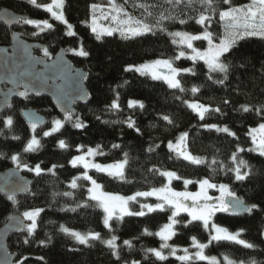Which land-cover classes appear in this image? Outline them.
Here are the masks:
<instances>
[{"label": "trees", "instance_id": "16d2710c", "mask_svg": "<svg viewBox=\"0 0 264 264\" xmlns=\"http://www.w3.org/2000/svg\"><path fill=\"white\" fill-rule=\"evenodd\" d=\"M103 1L65 0L63 12L76 33L71 37L65 34L66 26L53 19H50L53 27L44 31L25 23L12 29L0 23V45L8 44L12 30L17 29L24 38L43 42L50 55L59 47H64L73 63L88 72L85 83L90 91V100L86 104H77L76 114H68L71 119L63 121V127L49 136H44L43 132L51 127L54 119H61V115L56 114L46 96H20L0 112V153L3 154L0 155V170L17 166L10 157L18 154L20 166L17 167L32 179L30 191L14 196V199L0 192V226L13 214H22L32 208L43 209L36 218L37 226L31 236L25 229L8 236L6 244L14 254V264L25 256L28 259L24 264H120L134 260H139L140 264H210L207 260L198 259L181 261L171 255L160 260L147 251L160 248L162 244V239L155 233L169 220L173 211L169 205L162 211H144V216L124 215L120 220L112 217L110 228L104 226L102 209L88 197L89 182L81 176L82 167L78 163L75 167L69 163L78 155V146L96 148L97 145L103 155L97 154L96 160L103 163L124 160V153L128 154L123 179L91 170L95 180L105 190L128 194L160 186L165 182L161 171L171 169L180 177L170 181L177 190L181 191L185 179L192 181L188 186L195 189L196 180L207 178L212 183L226 184L249 207L257 205L250 213L217 212L211 217L213 222L228 230H239L243 240L256 245L254 249L229 240L210 242L211 231L201 221L189 219L186 213L181 212L175 217V234L169 243L180 247L178 252H182L181 247L195 250L194 237L198 243L207 245L205 255L216 257L219 264H226V257L234 264H250L251 260L264 264V157L255 151H248L252 148L249 129L264 123V117L255 111L241 110L244 104L264 105V81L259 79L261 62H264V39L246 37L238 42L231 54L221 58L230 65L228 79L224 80V73L209 72L203 60L175 59L180 47L173 43L170 33H199L205 30V26L196 23L203 11L199 3L190 4L189 0H184L176 6L169 0H116L130 14L152 26L153 31L128 38L113 33L97 40L88 26L89 18L91 5ZM248 1L231 0V6L246 5ZM2 6L26 14L28 19H48V13L43 8L26 0H0ZM215 7L214 12L209 10L204 14L212 17L206 24L207 29L219 37L225 26L219 11L226 10L228 5L216 0ZM162 15L174 18L161 20ZM179 19H184L186 23L180 24ZM80 48L88 55L82 57L69 51ZM163 57L173 60L178 67L191 69L178 75V88H170L163 81L135 70L125 71L131 64ZM241 64L247 66L242 68ZM217 80H224V83H215ZM193 87L198 91L193 93ZM113 99H117V109L109 107ZM131 99L139 103L130 108ZM225 100L229 103L225 104ZM187 101H198L209 111L201 119L188 107ZM26 107L37 108L46 116L45 122L33 129V124H28L21 116L22 109ZM217 108L220 111H215ZM165 115L172 123L163 119ZM8 117H11L12 124L6 126L4 121ZM77 118L85 127H73ZM129 118L134 121L135 127H128L126 121ZM204 124L220 128L227 126L235 136L215 128L205 129L202 127ZM184 132L188 133L185 150L201 158V163H191L169 151L167 143ZM32 135L38 137L39 147L25 152ZM61 140L67 147H58ZM114 144L120 147L113 148ZM238 146L244 150L237 153ZM234 153L238 159L248 162L254 175L250 174L243 181L235 180L234 172L228 171L236 167L232 161ZM37 164L44 169L40 175L29 170ZM53 165L56 167L53 168ZM241 171L249 169L242 168ZM75 177L80 179L76 181L77 187L72 188L70 185ZM130 208L133 212L140 211L137 201L131 202ZM61 226L99 233L100 239L80 244L73 236L61 231ZM112 236L117 238L119 259L101 242ZM25 239L29 241L27 244ZM125 240L131 242V247L124 244ZM40 241L45 243L40 244ZM38 257H43V260Z\"/></svg>", "mask_w": 264, "mask_h": 264}, {"label": "snow or ice", "instance_id": "6c2138e0", "mask_svg": "<svg viewBox=\"0 0 264 264\" xmlns=\"http://www.w3.org/2000/svg\"><path fill=\"white\" fill-rule=\"evenodd\" d=\"M27 3L31 5H36V0H26ZM184 0H169V3H172L176 6H179L182 4ZM190 4L199 3L203 11L200 13L199 17L196 19V23L200 24L202 26H205V30L201 34H189L186 32H174L170 33V35L174 38L173 43H177L180 45H186L188 49L192 50L193 55L190 57H187L189 59H192L193 61H196L197 59L203 60L204 63L207 65L209 72H221L224 73V80L228 79L227 73L229 72V64H226L222 61V57L225 56V54H231L233 49L236 48L238 45V42L240 40L245 39L246 37H259L261 39H264V0H252L250 4L243 5L241 7H233L231 6V0H222V3L224 5H228L226 10L219 11V17L221 21L227 20L229 21V28L230 29H236V28H242V31L239 32H233L230 31L226 38H221L219 40V43H214V37L213 34L208 31L206 24L210 23L212 17L210 15H205V12H208L209 10L215 11L216 10V0H189ZM65 5V0H52V3L47 5H36V7H42L44 11L51 14V17L60 23L64 24L66 26V35L71 37L76 35V33L73 30V25L69 23L64 15L63 8ZM98 6L93 4L91 5V8L94 10ZM113 11L120 12L122 9H118L116 5L113 3L112 5ZM107 18V17H105ZM174 18L171 16H161V20ZM113 20H116V17H113ZM23 23L27 25H33L40 28V31H44L45 29H50L53 26L47 21H38L35 19H24ZM159 23V21H158ZM180 24L186 23L184 19H179ZM91 29V32L95 34V38L97 40H100L102 36L107 35L111 36L113 32L120 31L121 35L125 38H128L130 36H139L148 32L153 31V27L140 23L139 21L136 22V26H128V27H122V28H110V27H104L100 26L98 28L97 26V18L93 16L91 18V23L88 25ZM179 38L178 40L175 38ZM194 40H206L208 41L209 47L205 51L201 52L200 50L193 47L192 41ZM69 51H72L74 54L85 57L88 55V52L84 51L83 48L77 49H69ZM43 54L45 57H49V52L47 49L43 50ZM186 53L184 51H180L178 55L175 57V59H180L181 57H185ZM38 63H44V61H37ZM166 67L168 69V73L163 76L156 75V70L159 67ZM247 65L241 64L240 67H246ZM46 69L51 70L52 72L60 71L64 73L65 78H67V72L66 69L62 68L61 65L58 62H54L51 65H45ZM135 70L138 72H141V74H151L153 79H163L170 88H178L179 81H177L176 76L179 72L184 71L188 72L191 71V69H177L172 66V63L170 60H154L150 63L142 64L139 66L129 65L125 68V71H131ZM27 73H21V76L26 75ZM211 79V76L209 77ZM52 80L53 83H55L54 79L52 77H47L43 73H36L34 74V81L32 83H39L41 85H47L49 83V80ZM259 79L261 81H264V62H261L260 66V74ZM224 80H217L215 83L223 84ZM127 83V82H125ZM25 91L19 92V95L21 97H27L28 91L31 90V83H21V85ZM183 90V89H182ZM115 91V90H113ZM193 93L197 92L198 89L196 87H193L191 89ZM81 94H83V90L80 89ZM39 94V93H37ZM264 94V92H262ZM118 99V97H117ZM117 99H113L110 108L111 109H117L119 107L117 103ZM139 103L138 101H129V107H133L135 104ZM225 104L229 103L228 100L224 101ZM140 107L143 108V104H140ZM188 107L191 108L193 111L197 112V114L201 117V119L204 118L205 112L209 111V109L200 103H188ZM241 110L244 112H250L255 111L257 115H260L264 117V105L259 106H250L248 104L241 105ZM215 111H220L219 108L215 109ZM66 120H70L71 116L66 115ZM163 119L165 121H168L169 123H172L171 120H169V117L167 115L163 116ZM128 127L132 128L135 127L134 121L129 118L127 121ZM6 126H9L12 124L11 117H8L4 121ZM53 127L51 131L44 132V136H49L52 133L58 131L61 127H63V123L59 119L53 120ZM104 123H108V121H104ZM36 125L33 124L32 128L35 129ZM73 127L75 128H83L85 127L84 123L77 118L76 122L73 124ZM205 129H212L215 128L217 131H222L225 133H228L230 136H235V133L231 132L230 129L227 126H224L222 128L216 126V125H208L204 124L202 125ZM258 134V135H257ZM248 135L251 136L252 142L255 145V148H250L248 151H255L260 156L264 157V123H260L258 125V128H250ZM188 137V133L184 132L181 133L180 136L177 138V144L176 146L173 145V143L170 141L168 143V149L169 151H175L176 148H180L181 150L177 152L178 156H182L185 160L190 161L194 164H199L202 162V159L199 157H194L190 153H187V151L183 148V145L186 142V139ZM14 139H18V137H14ZM39 140L33 136V138L27 143V145L24 148L25 152L28 151H34L37 147H39ZM58 147L65 148L67 145L63 140L58 142ZM82 146H78L79 148ZM99 145H97L96 149L89 148L87 155L88 156H95L97 154L103 155L102 152H99ZM120 145L114 144L113 148H118ZM156 147H159L157 145ZM152 150L151 148L149 149ZM244 149L237 147V153L240 151H243ZM0 155H3L0 153ZM125 159L122 161H117L113 164L108 165H101L97 163L89 164L88 162H85L84 156L79 155L73 157L69 163L75 167L78 162H83L85 169L88 167L95 168L97 172H106L109 176H112L114 178H124V168L125 165L128 162V154L124 153ZM11 160L17 164V166H20V157L18 154H13L11 157ZM232 161L234 164H236V167L229 168L228 171L234 172L235 180L236 181H243L247 177H249L250 174L254 175L255 173L251 172V166L248 164L247 161L244 159H238L236 153L232 156ZM24 167H28V165H24ZM56 167L53 165V168ZM242 168H248L249 171L242 172ZM31 171H34L37 175H40L44 169L40 167L39 164L35 166L34 169H29ZM49 172L52 171V169H48ZM161 175L169 178V179H180L176 175V173L171 171H164L161 173ZM80 179V177L73 178L71 182V187L76 188L77 183L76 181ZM83 179L89 180L91 183V187L87 189L89 193V199L91 201L96 202V206L103 209L105 216L103 219L104 226L106 228H110L109 220L113 217V215H116L118 212L119 215L116 216L117 220L122 219L124 215H135V216H144L145 212L143 209H147L149 212H152L156 209H160L161 211L163 209L162 204H157L155 206L151 204H142L141 205V211L138 212H130L128 210V203L129 201H135L137 197H149L153 195H157L158 199L166 201V203L174 209L172 211L171 216L169 217V223L165 224L162 229L155 233V235L159 236L163 241H167L171 238L172 235H174L173 225L177 223V221L174 219L181 211L187 212L188 215L192 218L194 221H201L203 225L207 228V226L210 223L211 217H213L217 212H228L230 208H239L241 206V200L235 196V193L229 190L228 186L225 184H215L210 182L209 179H201L198 181L200 186V191L196 193H189V192H176L172 190L171 188L165 186L160 189H153L151 191H137L131 196L123 197V196H117L112 195L108 193H103L100 191V185L97 184L96 180L92 179L90 176L87 175L85 172L83 174ZM22 183V182H21ZM189 183H192V181L185 179L184 184L188 185ZM220 191L221 195L219 197H211L207 194L208 189H217ZM163 193V195H160ZM65 195H70V193H65ZM225 195L233 197V200L231 203H228L225 201L224 197ZM9 199H14V196L9 195ZM215 199V203H208V201H211ZM191 200L192 205L189 206L185 203V201ZM203 201V203H201ZM258 206L253 204L248 208H245V211L251 212L252 209L257 208ZM76 209H72V211H75ZM43 211V209L36 208L30 211H25L23 213V216L32 221L30 225L27 227V231L29 236L32 235L34 230L36 229V218L40 215V213ZM212 231L215 233L214 235L210 236V242L211 241H220V240H229L233 241L235 243H238L242 245L244 248L247 249H254L256 245L249 243L245 240L239 239L240 232L236 233H230L228 229L224 227H220L214 223L211 225ZM61 231L70 234L73 236L78 243L80 244H87L89 239H100L99 233L95 232H89L87 234H81L80 232L76 231H70L69 229L61 226ZM116 237L112 236L108 240H102L101 242L104 243L108 248L112 250V254L116 256L117 259H119L118 252L116 251L117 245L115 243ZM29 241L27 239L24 240V243L27 244ZM44 241H40V244H44ZM124 244L131 247V242L125 240ZM193 244L199 249L195 253V258L198 260H208L210 264H219L217 259L215 257H207L203 254V249L207 247L206 244H200L198 243L195 238L193 237ZM161 249L169 247L167 243L161 244ZM148 252L153 253L158 259L164 260L166 257L162 254L161 250L156 249H148ZM175 249H172V254L175 253ZM187 253V250H184ZM190 257L186 254L183 256H179L178 259L181 261H186ZM28 257H22V259L17 262V264H24V261L27 260ZM38 259L43 260V257H38ZM226 264H234L233 261L229 260L227 257L225 258ZM132 264H138V262L133 261ZM250 264H257L255 260H251Z\"/></svg>", "mask_w": 264, "mask_h": 264}, {"label": "water", "instance_id": "95a60500", "mask_svg": "<svg viewBox=\"0 0 264 264\" xmlns=\"http://www.w3.org/2000/svg\"><path fill=\"white\" fill-rule=\"evenodd\" d=\"M28 16L24 13L12 10L7 6L0 7V23L9 29L15 28L23 23ZM8 44L0 45V112L8 107L13 99L20 97L19 92L25 91L21 83H31V90L28 94L33 97L46 96L50 99L56 114L61 116L76 114L77 104H86L90 100V91L85 80L88 72L82 66L73 63L64 47H59L53 55L45 57L42 52L45 48L43 42L28 40L21 36L20 31L13 29ZM37 61H44L38 63ZM58 62L66 69L67 78L59 70L55 73L46 69L45 65ZM21 73H27L21 76ZM43 73L52 77L47 85L32 83L34 74ZM80 89L83 90L81 94ZM39 93V94H37ZM22 118L29 124L39 125L45 122L46 116L38 112L35 107H26L21 111ZM22 182V183H21ZM32 179L25 175L17 166H10L0 170V192L5 196H19L30 191ZM239 208H230L228 212L242 213L249 206L242 198ZM233 197H225V201L231 203ZM26 219L22 214L11 215L0 226V264H14V254L11 253L7 238L10 234L25 229Z\"/></svg>", "mask_w": 264, "mask_h": 264}, {"label": "rangeland", "instance_id": "374dc122", "mask_svg": "<svg viewBox=\"0 0 264 264\" xmlns=\"http://www.w3.org/2000/svg\"><path fill=\"white\" fill-rule=\"evenodd\" d=\"M251 2H252V0H249L246 4H250ZM50 3H52V0L39 1V2L36 0V5H47V4H50ZM113 3L116 5V7H117L118 9H122V11H120V12H115V11H113V7H112ZM243 5H245V4H241V5L236 6V7H241V6H243ZM97 6H98V7H97L96 9H94V10L91 8V15H90V18H89V24L91 23V18H92L93 16H95V17L97 18V26H98V28H99L100 26L110 27V28H117V29L122 28V27H128V26L135 27L137 21H139L140 23H144V24H145V22H144L142 19L137 18V17H135L134 15L130 14V12L127 11V10H126L121 4H118V2H116V0H104L103 2L97 4ZM41 8H42V7H41ZM47 13H48V12H47ZM105 17H107V18H105ZM113 17H116V20H113ZM50 19H53V18L51 17V14L48 13V19H45V20H47V21L50 23ZM36 20H38V19H36ZM53 20H55V19H53ZM38 21H44V20H38ZM56 21H57V20H56ZM224 25H225V26H224V29H223V31L221 32V34H220L219 37L216 36L214 33H212L210 30H208V31H210V32L213 34V37H214V43H217V44H218V43H219V40H220L221 38H226L227 35H228V33H229L230 31H233V32H239V31H242V30H243L242 28L230 29V28H229V21H227V20H225V24H224ZM38 30H40V28H39ZM176 32H177V31H176ZM203 32H204V31L199 32V33H191V32H186V33H189V34H193V35H195V34H201V33H203ZM113 33H117V34H119V36H122L119 30H118V31H115V32H113ZM173 33H174V32H173ZM172 38H173V37H172ZM173 39H174V38H173ZM175 39L178 40L179 38L177 37V38H175ZM199 41H203L204 43H203V44L198 43ZM192 43H193V47L196 48V49H198V50H200L201 52L205 51V50L208 49V47H209L208 41H206V40H194V41H192ZM175 44H177V43H175ZM177 45L180 47L179 50L177 51V55H178V53H179L180 51H184V52L186 53L185 57H190V56L193 55L192 50H191V49H188V48L186 47V45H180V44H177ZM40 54H43V51L40 52ZM177 55H176V56H177ZM157 59H160V60H170L171 63H172V66H173L174 68H177V69H187V68H183V67H178L177 65H175V63H174L173 60H171V59H169V58H164V57H163V58L150 59V60L144 61V62H142V63L131 64V65L139 66V65H142V64L150 63V62H152V61H154V60H157ZM137 72H138V71H137ZM181 72H184V71H181ZM181 72H179V73L177 74V76H176L177 81H179V76H178V75H179ZM140 73H141V72H140ZM167 73H168V69H167L166 67H163V66L159 67V68L156 70V75H158V76H163V75H165V74H167ZM146 75H148V76H150V77L152 78V75H151V74H146ZM152 79H153V78H152ZM156 80H161V81L164 82V84L166 83L163 79H156ZM166 84H167V83H166ZM167 85H168V84H167ZM168 87H169V86H168ZM131 100H132V99H131ZM133 101H137V100H133ZM138 102H139V101H138ZM187 103H194V102L187 101ZM195 103H200V102L195 101ZM200 104H202V103H200ZM203 105H204V104H203ZM60 117H61V119H62V123H63V121L66 120V119H65L66 115H64V116H60ZM61 119H59V120H61ZM258 125H259V124H258ZM258 125H257L256 127H253V128H258ZM52 127H53V123H51V127L48 128V129H46L44 132H46V131H49V132H50L51 129H52ZM44 132H43V135H44ZM257 135H258V134H257ZM33 136H35L36 139L38 138L36 135H32V138H33ZM32 138H31V139H32ZM37 140H38V139H37ZM169 142H170V141H169ZM169 142H168V143H169ZM171 142L173 143L174 146H176V144H177V139L174 140V141H171ZM168 143H167V146H168ZM89 148L96 149L95 147H80V148H79L80 151H79V153H78L77 156H79V155H83V156H84V160H85V162H88L89 164L97 163V164H101V165H108V164H113V163H115V162H111V163H103V162H100V161L96 160V155H95V156H88V155H87V152H88V149H89ZM183 148H184V145H183ZM252 148H255V145L253 144V142H252ZM184 149H185V148H184ZM180 150H181L180 148H176V150L173 151V152L177 153V152L180 151ZM180 157H182V156H180ZM194 157H196V156H194ZM118 161H122V160H118ZM116 162H117V161H116ZM78 164H79V166L82 167V172H81V176H82V177H83V174L86 172L88 176H90L92 179L95 180V178H94V176H93V174H92V172H91V170H96L95 168L88 167L87 169H85L83 162H78ZM164 171H171V172H174V171L171 170V169H165V170H162L161 172H164ZM104 173H106V172H104ZM174 173H175V172H174ZM164 177H165V176H164ZM173 179H174V178H173ZM173 179H169V178L165 177V182H163L162 185H160V186H156V187H152V188H148V189H145V190H140V191H151V190H153V189H160V188H163V187L167 186V187L171 188L172 190H174V191H176V192H189V193H196V192L200 191V186H199L198 181L201 180V179H205V178H201V179H199V180H196V188H195V189H194V188H190V187L188 186L190 183H189L188 185L183 184V187H182L181 191H180V190H177V189H175V188H173L172 183L170 182V181H172ZM88 182H89V184H88V188H89V187H91L92 185H91V183H90L89 180H88ZM96 182H97V184L101 185L98 181H96ZM215 184L219 185V184H224V183H215ZM225 185H226V184H225ZM100 191L103 192V193H108V194L117 195V196H123V197L131 196V195H133L134 193L137 192V191H136V192H132V193H128V194H127V193H121V192H115V191H108V190L103 189L102 186H100ZM207 194H208L209 196L213 197V198H215V197H219V196L221 195V193H220V191L218 190V188H217V189H208V190H207ZM160 195H163V193H161ZM88 197H89V193H88ZM225 197H227V195H225ZM225 197H224V199H225ZM135 201H137L138 204L140 205V211H141V205H142V204H151V205H153V206H155V205H157V204H162L163 207H165V206L168 205V204L166 203V201L161 200V199H158V196H157V195H153V196H149V197H137ZM131 202H133V201H129V203H128V210H129L130 212H133V211L131 210V208H130V203H131ZM215 202H216L215 199H213V200H211V201H208V203H215ZM185 203L188 204L189 206L192 205V201H191V200H187V201H185ZM201 203H203V201H201ZM33 209H36V208H32V209L25 210V211H30V210H33ZM101 209H102V208H101ZM173 210H174V209H173ZM25 211H24V212H25ZM102 211H103V209H102ZM143 211H148V210H147V209H143ZM24 212H23V213H24ZM23 213H22V215H23ZM181 213H186L187 216L189 217V219H192V218L188 215L187 212L181 211ZM103 214H104V216H105L104 211H103ZM117 215H119L118 212L116 213V215H113V217H116ZM24 218H25V217H24ZM25 219H26V218H25ZM174 219H175V218H174ZM109 221H110V220H109ZM26 222H27V223H26L25 230H27L28 225H30V224L32 223V221L26 219ZM168 223H169V220H168L165 224H168ZM212 223H214V224H216V225H218V226H220V227H224V226H222V225H219V224L213 222L212 219H211L209 225L207 226V228L211 231V235H214V234H215V233L212 231V228H211ZM165 224H163V226H164ZM163 226H162V227H163ZM63 227H65V226H63ZM65 228L69 229L70 231L80 232L81 234H87V233H89V232H81V231H79V230H77V229H73V228H70V227H65ZM224 228H225V227H224ZM161 229H162V228H161ZM161 229H160V230H161ZM226 229H227V228H226ZM172 230L174 231V225H173V229H172ZM228 231H229L230 233H236V232H238L239 230H236V231H234V230H228ZM263 231H264V230H263ZM263 235H264V232H263ZM239 239L243 240V239L241 238L240 235H239ZM89 240H90V239H89ZM115 243H116V242H115ZM162 243H167V245H168L169 247H166V248H163V249H161V247H160V248H157L156 250H161V251H162V254H163L164 256L171 255V256L176 257L177 259H178L179 256H183V255H186V254L190 257L189 259H196V258H195V253H196L197 251H199V249H198L195 245H193V247H195V250H190V249L186 248V250H187V253H186V252L184 251L185 248H184V247H181V248H183V249H182V252H178L177 250H179L180 247L172 246V245L169 243V239H168L167 241H163V240H162ZM200 244H201V243H200ZM172 249H175V250H176L174 254H172ZM152 254H153V253H152ZM203 254L205 255V253H204V249H203ZM205 256H207V255H205ZM207 257H213V256H207ZM215 258H216V257H215ZM216 259H217V258H216ZM134 261H136V262H138V264H140V261H139V260H134ZM207 261H208V260H207ZM132 262H133V261H131V262H127V263H120V264H132Z\"/></svg>", "mask_w": 264, "mask_h": 264}]
</instances>
